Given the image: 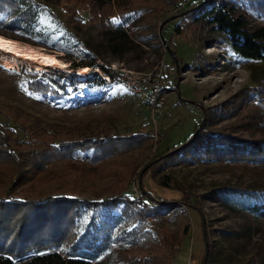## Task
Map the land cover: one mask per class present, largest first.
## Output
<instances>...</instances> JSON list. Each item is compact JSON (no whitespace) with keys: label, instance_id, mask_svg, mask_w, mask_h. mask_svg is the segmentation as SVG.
<instances>
[{"label":"rangeland","instance_id":"374dc122","mask_svg":"<svg viewBox=\"0 0 264 264\" xmlns=\"http://www.w3.org/2000/svg\"><path fill=\"white\" fill-rule=\"evenodd\" d=\"M122 1L115 0L110 4L109 12L115 15ZM145 1L149 3V0ZM197 1L152 3L145 12L131 18L130 28L124 26L123 33L103 31L89 22L85 4H70L66 0H61L58 5L44 4L53 14L56 25L49 34L19 24L0 25V35L53 53L64 65L37 68L49 72L47 79L57 95L37 94L27 89L26 80L18 73L21 67L25 66L28 71L36 69V65L17 58L8 67L5 56L0 53V111L11 116L14 128L22 131V134L13 133L6 140L12 148L26 150L30 144L25 143L39 147L50 143V137L35 132V125L53 129L56 138L62 136L59 134L61 128L99 135H150L143 145L124 149L94 164L62 158L48 161L43 171L28 175L29 180L11 187L10 194H26L35 199L51 191H73L80 197L95 200L126 191L140 198L137 180L146 170L152 169V175H142L141 183L153 198L178 196L175 189L156 185L164 174L172 186L187 194L185 205L176 204L186 212L189 231L174 259L172 253L168 255L167 264L170 261L173 264H199L204 249L202 225L209 243H220L235 253L255 250L264 260V215L258 211L234 213L218 198L222 187L259 190L264 186V163H200L179 159L165 168L161 167L162 156L155 158L163 149L182 142L198 125L216 130L257 109L255 105L245 109L251 102L243 101L226 116L217 111L223 101L250 84L252 70L254 76H264V64L260 61L235 64L224 41L213 32L212 25L205 21L195 23L181 19L182 12ZM223 1L233 17L245 19V29L253 30L264 25V19L254 16L235 0ZM20 2L24 7V0ZM174 25L177 26L176 34L172 32ZM92 57L93 63H102L119 73V80L98 91L77 94L62 78L52 74L57 68L60 73L72 74L77 81H82L91 71L80 74L78 68L97 67L96 64L92 66L93 63L87 65ZM72 63L79 64L71 68ZM203 118L206 119L202 122ZM237 133L248 138L257 137L264 133V124ZM122 145V142L116 143L118 149ZM10 174L7 165H0V197L6 195ZM194 203L199 206L202 216L193 208ZM127 210L128 215L123 216V220L115 219L99 207L82 212L76 220V231L87 226L98 241L105 236L108 243L119 245L134 238L136 245H141L140 234L131 236L132 231H138L136 218L129 217V213L134 214V209ZM173 213L169 210L155 219L156 228L151 224L153 219L145 220L144 229L149 236L164 234L168 240L176 242L179 239V219L173 217ZM146 252L158 256L162 248L160 245L149 246L144 254Z\"/></svg>","mask_w":264,"mask_h":264},{"label":"trees","instance_id":"16d2710c","mask_svg":"<svg viewBox=\"0 0 264 264\" xmlns=\"http://www.w3.org/2000/svg\"><path fill=\"white\" fill-rule=\"evenodd\" d=\"M60 1L24 0L22 7L20 0H0V25L19 24L24 28L32 27L49 34L55 30L56 25L53 14L44 7V4L58 5ZM66 1L70 4H85L89 22L102 28L103 31L116 30L121 33L124 26L130 28L132 17L145 12L152 3L162 2V0H149V3L145 0H123L117 7L116 14L113 15L109 12V7L115 0ZM235 1L254 16L264 19V0ZM181 16L183 20L190 19L195 23L205 21L207 25H212L213 32L224 41L235 64L258 61L264 64V25L253 30L245 29V19L240 16L233 17L226 10L223 0H199L182 12ZM176 25L172 30L175 34L178 32ZM174 57H170L173 65ZM93 62L92 57L87 65ZM78 64L72 63L71 68H76ZM96 65L99 73L90 72L84 75L82 81H77L72 74L60 73L57 68L52 74L54 77L62 78L70 90L77 94L98 91L119 80L120 74L109 66L102 63ZM18 73L26 80L28 90L37 94L57 95L50 80L47 79L49 72L46 69L37 71L30 68L26 71L24 66L18 70ZM104 77H107V80ZM250 80V84L223 101L217 111H222V116H226L243 101L251 102L245 106V109L252 105L257 106V109L242 114L234 122L216 130L204 127L203 124L201 127L196 126L193 133L182 142L163 149L155 156V158L162 156L161 167L166 168L179 159L200 163H264V133L253 138L237 133L239 130H251L264 124V76H254L252 70ZM212 115L216 117L213 112ZM14 116L18 117V114ZM205 119L203 118L202 122ZM11 121H13L11 116L0 113V165H7L11 169L5 187L6 195L0 197V264H118L123 261H135L136 264H167L170 253L174 259L181 241L189 231L186 212L183 207L176 204L180 202L185 205L187 194L181 188L172 186L169 177L165 174L160 177L156 185L178 191V196L174 198L157 200L144 189L141 177L145 173L152 175V169L146 170L137 180L136 186L140 191V198L131 196L126 191L95 200L80 197L73 191L64 193L51 191L38 195L35 199L27 197L26 194L9 193L11 187L29 180L28 175L43 171L48 161L62 158L86 160L94 164L124 149L143 145L144 140L150 138L149 133L112 136L61 128L59 134L62 136L56 138V131L53 129L35 125V132L40 136L50 137V143L41 144L40 147L34 143H25L30 144L29 148L18 150L12 148L6 141L15 132L22 134L21 129L14 128L12 125L14 121ZM118 141L123 143L119 149L116 147ZM218 198L234 213L258 211L264 215V186L259 190L222 187ZM95 207L101 208L118 220H123V216L128 215L127 209L133 208L134 214L129 213V217L136 218L138 231L134 233L131 230V236L140 234L143 239L141 245H136L134 238L119 245L108 243L105 236L98 241L87 226L77 232L76 220L81 213L91 211ZM193 208L202 216L197 204L194 203ZM169 210H173L172 216L179 219V239L173 242L164 234L150 237L148 231L144 229L145 220L153 219L151 224L156 228L154 220ZM202 228L204 249L199 264H264L263 258L255 250L235 253L220 243H209L203 225ZM159 245L162 248L160 255L154 256L147 252L144 254V250L149 246L159 247ZM169 264L173 262L170 261Z\"/></svg>","mask_w":264,"mask_h":264},{"label":"bare ground","instance_id":"6f19581e","mask_svg":"<svg viewBox=\"0 0 264 264\" xmlns=\"http://www.w3.org/2000/svg\"><path fill=\"white\" fill-rule=\"evenodd\" d=\"M0 53L5 56V64L8 67L10 63L18 59H22L26 62L36 65L37 68L41 67H63V62L57 58L53 53H49L42 48H36L35 46L20 43L12 38L0 35ZM98 68V67H97ZM96 67L91 69L97 70ZM88 66H81L78 68V73L85 74L91 70Z\"/></svg>","mask_w":264,"mask_h":264},{"label":"built area","instance_id":"2783aa9c","mask_svg":"<svg viewBox=\"0 0 264 264\" xmlns=\"http://www.w3.org/2000/svg\"><path fill=\"white\" fill-rule=\"evenodd\" d=\"M96 64V62L92 65L94 66ZM92 68V67H91ZM97 68V67H96ZM91 72H93V70H90ZM96 73H99L98 71H95ZM105 79H107V77H104Z\"/></svg>","mask_w":264,"mask_h":264}]
</instances>
